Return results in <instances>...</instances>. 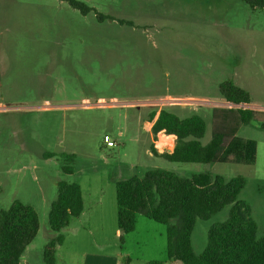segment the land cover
<instances>
[{"label": "rangeland", "instance_id": "obj_1", "mask_svg": "<svg viewBox=\"0 0 264 264\" xmlns=\"http://www.w3.org/2000/svg\"><path fill=\"white\" fill-rule=\"evenodd\" d=\"M79 1L115 20L99 21L95 11L85 15L64 0H0V209L20 201L39 217L21 264H45L44 248L58 235L49 213L60 181L81 186L84 211L61 230L56 264H85L92 254H117L118 264H182L168 257L165 224L139 214L133 232L122 240L118 232L116 181L155 168L184 177H245L239 200L264 237L259 122L237 133L256 142L254 163L205 164L162 157L175 140L155 137L150 121L164 108L182 118L197 114L208 142L211 110L228 105L218 90L225 80L250 94L253 104L239 106L264 107V11L244 0ZM229 209L197 220L196 254Z\"/></svg>", "mask_w": 264, "mask_h": 264}, {"label": "trees", "instance_id": "obj_2", "mask_svg": "<svg viewBox=\"0 0 264 264\" xmlns=\"http://www.w3.org/2000/svg\"><path fill=\"white\" fill-rule=\"evenodd\" d=\"M83 14L95 11L79 0H64ZM251 8L264 11V0H244ZM96 12V11H95ZM99 21L115 20L96 12ZM121 25L131 21L118 20ZM220 97L234 104H251L250 94L232 80L218 86ZM152 132L175 136L171 152L161 154L166 160L180 163L231 162L252 164L255 161L256 142L240 139L237 133L242 126L258 121L264 129V111L245 107H214L211 110V138L203 143L206 134L205 120L195 114L182 118L164 108L152 113ZM154 154H159L153 147ZM72 173L70 167H64ZM246 178L226 179L222 175L196 174L191 177L165 169L148 170L144 176H133L116 181L117 225L120 239L133 232L137 215H143L167 226V254L169 259L182 264H264V237L258 234V225L251 217L250 206L239 195ZM230 206L225 221L213 224L208 230L207 244L196 254L192 234L198 219L209 220ZM84 211L81 186L60 181L56 199L49 213L50 228L58 233L44 248L45 264H56V250L64 237L61 230L72 218ZM39 230V217L35 209L15 201L8 209H0V264H21V259ZM122 240V239H121ZM148 264H164L150 261Z\"/></svg>", "mask_w": 264, "mask_h": 264}, {"label": "crops", "instance_id": "obj_3", "mask_svg": "<svg viewBox=\"0 0 264 264\" xmlns=\"http://www.w3.org/2000/svg\"><path fill=\"white\" fill-rule=\"evenodd\" d=\"M227 104H228L227 107H233L232 105H234V104H231L229 102ZM252 104L253 103H251V105ZM257 108L264 111V107L258 106ZM168 136H172L173 140H175V138H176L173 135H168ZM156 146H158V145H156ZM166 146L167 145H165V147ZM172 150H173V148L170 149L169 152H171ZM118 232L120 233L119 229H118ZM118 257H119V255H117V254H110L108 256H105L102 254H100V255L99 254H92L91 256H88L86 258L85 264H118ZM128 260L130 261V259H128Z\"/></svg>", "mask_w": 264, "mask_h": 264}, {"label": "built area", "instance_id": "obj_4", "mask_svg": "<svg viewBox=\"0 0 264 264\" xmlns=\"http://www.w3.org/2000/svg\"><path fill=\"white\" fill-rule=\"evenodd\" d=\"M104 142L106 143V145L108 147H115L116 146V142H114L108 135H106L104 137Z\"/></svg>", "mask_w": 264, "mask_h": 264}, {"label": "water", "instance_id": "obj_5", "mask_svg": "<svg viewBox=\"0 0 264 264\" xmlns=\"http://www.w3.org/2000/svg\"><path fill=\"white\" fill-rule=\"evenodd\" d=\"M236 107H244V106H239V105H237Z\"/></svg>", "mask_w": 264, "mask_h": 264}]
</instances>
